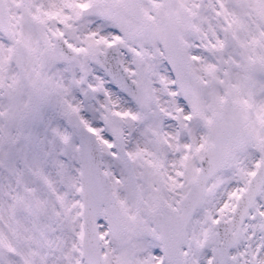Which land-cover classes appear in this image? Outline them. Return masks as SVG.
I'll list each match as a JSON object with an SVG mask.
<instances>
[{
	"label": "rangeland",
	"instance_id": "rangeland-1",
	"mask_svg": "<svg viewBox=\"0 0 264 264\" xmlns=\"http://www.w3.org/2000/svg\"><path fill=\"white\" fill-rule=\"evenodd\" d=\"M22 1L6 0L8 16L25 46L23 80L8 61L10 40L0 34V219L7 225L9 244L18 239L24 243L25 238L24 248L19 246L25 261L33 253L40 264H78L79 179L73 133L85 126L97 132L102 149L109 151L102 160L104 171L127 215L128 232L119 240L100 227L105 263L155 264L161 256L149 237L147 212L155 204L178 206L210 142L205 120L218 112L223 95L231 93L242 107L247 136L225 169L208 182L207 196L189 221L183 244L187 264H207L214 232L210 222L230 216L258 158L264 156V64L259 60L254 65L249 58L261 43L264 0H175L187 53L203 55L190 63L184 97L163 64L155 34H141L121 14L117 0H94V8L84 15L77 10L83 0ZM141 5L153 15L166 12L160 0H142ZM220 6L234 31L225 54L210 51L212 42L218 44L222 37ZM180 9H186L185 14ZM76 16L80 18L74 20ZM123 34L127 45L121 57L140 87L136 101L112 88L93 62L96 51ZM59 35L81 49L71 64L59 58L54 44ZM81 76L90 90L80 83ZM192 112L196 115L190 117ZM115 136L124 141L127 155L122 161L113 157L110 144ZM186 168L189 172L181 175ZM16 181L33 188L38 208L31 218L9 210L6 191ZM226 264H264V187Z\"/></svg>",
	"mask_w": 264,
	"mask_h": 264
},
{
	"label": "water",
	"instance_id": "water-1",
	"mask_svg": "<svg viewBox=\"0 0 264 264\" xmlns=\"http://www.w3.org/2000/svg\"><path fill=\"white\" fill-rule=\"evenodd\" d=\"M119 3L120 7L131 17L139 22L143 21L136 0H119ZM169 25L170 22L166 19L164 21V26L168 28ZM159 27L160 28L156 32L159 36V40L162 41L165 48L164 51L167 62L173 71L174 78L177 81L180 90L185 92L187 86L186 65L183 61L182 48L180 47V44L176 46L172 40L168 41L167 39L166 34H168V32L174 35L175 31H173L172 26H170L169 31L162 29V26ZM0 31L5 34L10 33L9 25L6 19L5 5L2 0H0ZM18 48L19 44L16 42L11 55V59L16 61L15 64L17 65H19L17 62ZM96 59L99 61L98 63H100L99 54L96 55ZM101 65L104 66L106 70H112L116 67V60L113 56L106 57L102 59ZM19 70H21L20 66ZM116 83L119 87H130L128 88V92L129 94L132 93L130 95L131 98L136 97L137 91L134 83L126 82L125 80ZM229 102L230 98L227 97L225 101H223L222 115L215 117L208 122L209 131L214 138V144L209 145L207 150L204 152L197 178L191 184L192 188L183 200L184 216L176 218L175 220H178V223L172 224L177 228V238L168 241L166 234L171 233L170 231L168 232V230L165 232L164 237H162V235L158 237V240L163 243V249L165 251L164 254L167 259H170V255H174L176 253L177 247L181 245L182 233L188 219L191 217L194 209L202 203V198L205 196L206 192L205 190H201L203 189L205 182L214 173L223 168L231 154L241 145V137L244 135V125L239 118V109L237 106H233ZM77 133L79 136V157L82 162V175L84 183L83 194L85 197V208L83 213L85 260L89 264H101L97 251L98 237L96 234V219L99 216H107V222L115 237L120 236L125 229L123 228V219L119 213V208L114 201L115 197L110 194L106 179L102 178V175L99 173L100 171H98L97 164L99 163L98 160H100V155L98 154L96 146L91 143V140L93 139L83 128L77 129ZM263 177L264 166L261 163L249 180L247 189L242 192L241 196L237 200L236 209L234 210L232 218L226 222H218L216 224L217 234H215L214 241L217 244L219 238L223 240L221 244H218V249L214 250L213 259L218 260L219 264L224 262L227 250L233 243L243 217L251 204L254 202L255 196L260 190L263 183ZM109 201L112 202V205H105V211H101L100 205L107 204ZM150 216L152 218L155 217L154 211L150 212ZM153 224L154 226L156 225L155 221ZM160 225L162 228H166L167 226H170V223L165 221Z\"/></svg>",
	"mask_w": 264,
	"mask_h": 264
},
{
	"label": "flooded vegetation",
	"instance_id": "flooded-vegetation-1",
	"mask_svg": "<svg viewBox=\"0 0 264 264\" xmlns=\"http://www.w3.org/2000/svg\"><path fill=\"white\" fill-rule=\"evenodd\" d=\"M264 45V42H263ZM24 188L22 186H16L13 187L11 189H8L6 192V196L8 199H10V201H12L13 203H15L16 200H18V205L20 206H25L27 205V198L24 194ZM21 193H20V192ZM22 200V202H21ZM9 201V200H8ZM22 203H24L25 205H23ZM15 214H19L21 216H24L23 213H15ZM1 228H3V230L8 231L4 228V226H1ZM0 230V232L2 233V235H0V264H17V260H21V262L23 264H27L26 261L23 259L22 256H20V253L23 252V250L21 251V247L22 249L24 248L25 245V241L23 243V240L21 241V243H19V241L16 242V251L15 252H11L9 251V240L5 234V231ZM21 246V247H19ZM26 252H31L30 250H25ZM31 257V256H30ZM29 263L28 264H33V261L31 260V258L27 257ZM37 264H39V262H37Z\"/></svg>",
	"mask_w": 264,
	"mask_h": 264
}]
</instances>
